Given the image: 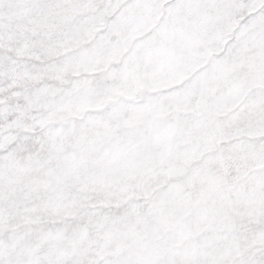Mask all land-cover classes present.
<instances>
[{"label": "snow or ice", "instance_id": "6c2138e0", "mask_svg": "<svg viewBox=\"0 0 264 264\" xmlns=\"http://www.w3.org/2000/svg\"><path fill=\"white\" fill-rule=\"evenodd\" d=\"M0 264H264V0H0Z\"/></svg>", "mask_w": 264, "mask_h": 264}]
</instances>
